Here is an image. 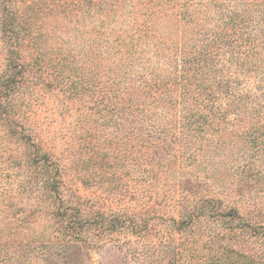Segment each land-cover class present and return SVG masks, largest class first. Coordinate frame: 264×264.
Masks as SVG:
<instances>
[{
	"label": "trees",
	"instance_id": "obj_1",
	"mask_svg": "<svg viewBox=\"0 0 264 264\" xmlns=\"http://www.w3.org/2000/svg\"><path fill=\"white\" fill-rule=\"evenodd\" d=\"M73 3L94 14L85 74L67 55L43 57L35 41L37 53L26 50L23 9L0 0V264L37 256L41 264H78L79 248L101 241L148 259L139 264H264V207L249 193L264 194V0ZM40 72L41 85L54 83L64 98L92 110L88 121L96 128L88 123L87 130L95 138L105 125L120 133L115 143L124 154L114 157L128 167L132 184L124 192L138 210L106 212L79 194L64 195L66 167L23 115L25 90L36 92ZM220 123L242 128L245 147L233 149L219 135ZM10 140L22 147L15 154ZM200 152L233 157L222 174L236 179L244 204L201 193L198 187L218 175L180 173ZM166 196L171 212L152 221L150 199ZM39 215L47 232L30 229Z\"/></svg>",
	"mask_w": 264,
	"mask_h": 264
},
{
	"label": "rangeland",
	"instance_id": "obj_2",
	"mask_svg": "<svg viewBox=\"0 0 264 264\" xmlns=\"http://www.w3.org/2000/svg\"><path fill=\"white\" fill-rule=\"evenodd\" d=\"M73 1L14 0V5L23 9L22 30L28 40L26 50L32 51L31 47H34L32 43L35 41L41 49L40 54L43 57L45 55L52 57H60L61 54L67 55L71 58L73 65L77 67L75 71L85 74L81 69L84 65L82 53L84 54L86 45L90 44L89 41L93 38L94 14L93 11L81 12L77 8V3H73ZM1 44L0 40V70L3 67ZM51 47L54 49L53 52ZM32 52L37 53V51ZM90 62L89 59L88 63L90 64ZM61 69L59 68V70ZM66 71L65 73H69L68 70ZM40 73H42L41 78L37 79L38 82L35 84L36 92L31 94L25 90L23 115L25 124L31 129L35 139L39 140L47 151L59 157L66 167L63 182L64 195L69 197L73 193L79 194L86 201L88 200L87 202L91 203L92 207L103 209L106 212L119 209L138 210L141 205L131 196L130 192H124V189L131 188L132 184L128 177V167L124 163L118 165L114 157V154L116 157L124 154L123 144L121 143L118 148L115 143L116 136H119L120 133L112 126L105 125L104 129H101L102 134L95 138L94 132L87 130L88 123L91 124V129L96 128L93 123L88 121L92 116V110L83 106L81 99L64 98L63 90L55 86L54 83L41 85L45 73ZM79 76L80 74L73 75L72 79H78ZM216 126L221 137L231 140L233 149L239 151L242 145L245 147V140L239 137V131L242 128L221 123ZM4 140L6 141L5 137ZM7 147L12 154L22 148L19 143L17 144L13 140H10ZM245 153L251 154V151ZM211 160L214 162L211 163ZM228 162L233 163L232 156H215L210 159L200 152L193 164L184 168L180 167V173L184 177H193L201 172L218 175L219 178L215 181L212 178L206 185L202 184L198 187L201 193L208 197L220 198L224 203L235 204L237 202L238 205H242L244 201L238 200L241 197L235 193L233 187L236 179L231 182V179H228L230 177L228 174H222L223 171L227 172ZM223 163L226 165H222ZM229 172L232 173L231 170ZM118 176L119 180L114 179ZM111 177L113 180L110 182L108 178ZM107 186H110L108 191L105 190ZM249 193L255 201L264 207V194L256 192L254 188ZM169 198L166 196L163 199H159V197L150 199V203L154 201L156 203L152 221L155 218L158 222L161 213L171 212L167 209L172 203L171 199L168 200ZM30 229L34 233L41 230L48 231L47 221L43 215L34 219ZM154 230L152 229L151 235L155 233ZM101 242V245L80 247L76 253L80 257L79 263L139 264L148 262L147 258H143L142 255H138L125 246L122 248L114 242ZM41 261L40 256H37L28 264H41ZM71 264H74L73 260Z\"/></svg>",
	"mask_w": 264,
	"mask_h": 264
}]
</instances>
